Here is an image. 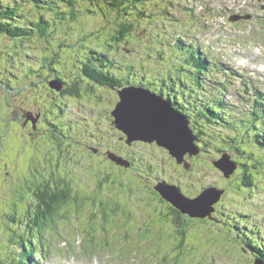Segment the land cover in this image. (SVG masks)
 <instances>
[{
    "label": "rangeland",
    "instance_id": "374dc122",
    "mask_svg": "<svg viewBox=\"0 0 264 264\" xmlns=\"http://www.w3.org/2000/svg\"><path fill=\"white\" fill-rule=\"evenodd\" d=\"M30 1L17 0L20 7L14 17L31 33L15 39L0 34V264L20 263L21 253L28 254V264H255L260 255L245 243L247 235L264 245V190L243 187L241 172L250 169L264 177L263 146L253 141L255 130H264L254 124H264L263 109L257 116L254 113V104L264 105V0H142L146 5L134 8L137 13L144 9L142 18L135 13L121 17L118 11L102 12L100 5L87 8L89 4L79 2L80 15L66 13L64 20L55 10L68 12L66 0H35L33 8ZM59 3L61 7H55ZM91 8L99 12L92 13ZM42 13L49 17V27L29 24L38 21ZM118 18L132 22L136 39L128 35L113 56L123 57L126 66L135 64L136 74L118 69L117 59H108L103 69L110 67L116 73L110 75L107 85L98 83L97 88L96 81L83 72L86 65H100L97 55L88 53L93 50L90 47L101 51L108 46L109 25L116 26ZM180 40L184 48L178 46ZM190 49L227 67L222 71L212 67L207 71L211 76L191 73L192 65L183 66ZM143 73L149 77L142 81L155 88L164 87L160 79L169 73L183 79L169 81L176 89L202 88L201 79L206 87L192 92L190 102H184L188 108L173 102L188 116L200 149L197 154L185 155L189 169L158 144L142 140L128 144L124 132L122 141L106 117L104 103L85 101L89 92L108 101L112 91L119 89L120 93L130 86L147 88L171 100L150 87L128 84L130 80L140 82ZM58 76H63L64 83ZM56 80L65 87L52 88ZM74 86H86L89 92L64 91ZM219 102L225 104L220 107L221 115H215L210 110ZM15 115L22 119L20 126L13 122ZM245 147L257 152L253 156L262 161L260 167H254ZM225 153L238 165L233 178H227L215 164ZM115 156L123 158L125 165L117 164L112 159ZM139 172L149 174L141 177ZM45 181L53 189L61 186L69 190V194L71 189V194L53 213V219H48L47 230H38L39 210L44 211L46 204L39 200L37 186ZM159 181L177 183L189 197L214 184L225 187L226 193L221 196L222 205L215 204L211 217L194 218L179 214L180 210L159 194L155 189ZM102 200L111 203L110 208L102 210ZM103 212L111 216L109 220H116L107 230L102 228ZM28 224L36 232L27 231ZM83 234L95 239L88 241ZM28 239L30 247L24 248ZM41 241L45 257L39 253L38 260L34 254L40 252ZM111 242L115 244L109 245Z\"/></svg>",
    "mask_w": 264,
    "mask_h": 264
},
{
    "label": "trees",
    "instance_id": "16d2710c",
    "mask_svg": "<svg viewBox=\"0 0 264 264\" xmlns=\"http://www.w3.org/2000/svg\"><path fill=\"white\" fill-rule=\"evenodd\" d=\"M13 1H14V3L12 4V0H0V34L10 36V37L15 39L18 37H23V35L30 34L31 29L27 28L28 26H23V25L17 24L16 18L14 17V15L17 16L18 11H19L18 9L20 7L19 6L20 3H18L17 0H13ZM32 1H35V0H31L28 3L30 5V7L33 8L34 3H31ZM66 2L70 7L68 12H65L63 10V8L55 10L56 15L58 14L57 16H59V15L62 16L61 19H63V20L66 19V15H65L66 13H68L69 15L71 14L72 17L80 15L77 12L79 10V8H78L79 2H83L86 5L89 4L87 6V8H89V6L91 4L100 5L102 12L118 11L120 16L123 14L127 15L130 13H135L137 17H141V18H142V16H144V9L141 12L137 13V12H134V8L141 9V7H139L140 4H142V8L146 5V3H144V1L142 2V0H66ZM50 5H51V3H47L46 6H50ZM56 6L61 7V4L59 3ZM91 9H92V13L99 12L98 9H95V8H91ZM136 16L134 15V19L136 18ZM40 17L41 18L38 21H35V20L29 21V24L49 27V25L51 24L49 22V17L45 16V14H43V13L41 14ZM115 24H116V26L109 25V27L112 29L111 30L112 33H111L110 40L107 42V43H109L108 46H106L105 49L101 50V51L94 48V47H90V50L91 49H93V50H91L90 53L87 52L88 55L96 54L97 56H94V57L98 62H100V65H98V64L86 65L84 67V70H83L84 74L88 77V79H92V80L96 81V87L97 88H100L98 83L107 85L108 84L107 81L111 80L110 75L113 73L114 74L116 73V70H114L113 68H110V67H107L108 68L107 70L103 69V67H106V62H108L107 61L108 59H111V60L117 59V64L119 65L117 67L118 69H122L124 72L128 71V72H133L136 74V72L133 71L135 69V64H129L126 66L125 62H121L123 60V57L117 58V57L113 56L114 54H118L120 47L125 45L124 41L127 40L126 37L128 35L132 34L135 37V34H133L131 31L132 22H130L128 19L119 20V18H118V19H115ZM22 27H26V28L22 29ZM19 39H21V38H19ZM135 39H136V37H135ZM180 42H181V44L178 43V46L181 48H184L185 47L184 42L181 40H180ZM84 45H86V44H84ZM86 46L88 47L89 45H86ZM177 55H178V50H177ZM202 55L203 54H201L199 51H197L195 49L188 50V55L186 56V58L183 62V64H184L183 66L192 65L194 68L192 67L191 73H196L199 76H201L202 74H207V71L208 70L210 71V69L212 67L215 69H218L219 71H222L224 69V67H225L224 65H220L214 61H210L208 59L209 57H207L206 55H203V56ZM80 63L84 64L85 62L80 61ZM125 66L128 67V69H124ZM190 68H191V66H190ZM52 70L53 71H59L58 69H52ZM183 71H184V69L182 68L181 74ZM143 74L144 75L140 79V82H132V80H130L129 84L130 85H144V86L150 87L151 89L159 90L161 93H167L168 96L170 97V99L174 102V104L180 105L179 107H181L182 109L188 108L184 102L186 101L187 103H189L190 102L189 99H191V97L193 96V93L206 90V87L204 88V85L201 82L202 81L201 78H200L201 81L200 80H198V81H199V83L202 84V88L194 89L192 87L187 88L186 86H183V87L187 88V90H185L184 88L179 89V86H177V89H176V86H174L175 84H173L171 82L169 83V81L174 80L175 82H177L178 80H181V82H182L183 79H180L178 77L174 78L172 76V73H169L167 75L168 77L166 76V78H164V77L161 79L159 78L162 82H164V87L155 88V87H153L152 84H147V83H149V81L148 82L142 81L143 79L149 77L148 73H143ZM61 77H63V76H58V78H59L58 80L63 82V79ZM63 87H65V85ZM80 90H85V92H86L87 87L86 86H82V87L74 86L72 88H69L68 90L64 89L65 92L69 91V92H73L74 94L79 93ZM171 91H174L175 93L178 92L179 94L176 95V94L172 93ZM220 92H222V91H220ZM223 104H225V102H219V105L216 104L215 106H213V108H212L213 110H210L211 108H209V110L211 112H214L215 115H221L220 114L221 113L220 107ZM254 109H255L254 113L256 114V116L258 115V113L261 112L260 110L263 109V113L261 115V118L263 119L264 118V105L259 104L257 102V104H254ZM257 119H260V118H257ZM254 124L257 125L255 127L256 129L264 127L263 123L257 124L255 122ZM249 128L250 127H248V129ZM250 130H252V129L250 128ZM255 132H256L255 133L256 138L254 137L255 139H253V141L256 143V145L258 147H259V145L263 146L262 150H264V130L263 129H262V131L261 130H255ZM196 133L199 134V132H196ZM244 150H245L244 153L249 154V156L251 157V161H255V163H253L254 167L255 168L260 167L259 163L261 164L262 161H260L259 158L257 159L253 156V155L257 154V152L252 151L251 149H249L247 147H245ZM249 160H248V162H251ZM246 161H247V159H246ZM243 165L245 166L244 167L245 169L248 168V166L245 162H243ZM249 170L250 169H248V172H241V174H242V178H241L242 179V185L243 186L245 185V186H247L253 190L254 189L264 190V185H263L264 177L261 175L256 176L254 173L249 172ZM45 183L46 184L40 183L37 186V188L39 189V195H40L39 200H41L42 202L44 201L46 204L45 207L40 206V207L44 208V211L39 210L40 212L38 215V219L39 220L41 219V220L38 221V225L36 226V228L38 230H45V229L47 230V228L44 225H46V223L48 222V219H50V218L53 219V213H55L56 211L58 212V210H59V208L63 202H66V200L69 201V197L71 194V189H70V194H69V190H66L61 186L53 189L52 187H50L47 184V181H45ZM40 185H43L42 188ZM238 185L241 186L240 184H238ZM209 186H211V185H209ZM212 186H217V185H212ZM64 187H66V186H64ZM102 188H103V185H102ZM223 188L226 190L225 187H223ZM103 202H104V204H103ZM99 205L102 207V210H103L106 208H110L111 203L109 204L108 202L102 200V203L99 202ZM115 205H117L116 202H115ZM177 212L180 214V211L177 210ZM103 213H104V218H105L103 226L106 229V227L109 228L110 224L115 223L116 220H112V221L109 220L108 217L110 215L107 212H103ZM175 219L179 220L180 217L177 216ZM36 228L32 227L28 224L26 229H27V231L36 232ZM182 233H184V231ZM83 235H85V234H83ZM31 237H32V235H31ZM85 238L86 239L88 238V241H93L95 239V236L85 235ZM246 238L248 241L245 244H248L249 246H251L250 248H252L254 251H256L260 255V256L257 255L259 257V260L264 261V245L260 246L258 243H254L247 235H246ZM23 240H24V238H23ZM28 240L31 243L30 239H28ZM63 241L65 242V244L69 243L67 238L63 239ZM114 244H115V242H113V243L111 242L109 245H114ZM39 246H40V253H42V255H45L44 241H41ZM48 247H50V244H48ZM25 248H27V247H25ZM23 254H25V253H23ZM25 255H28V254H25ZM23 260L21 259L22 262H23ZM11 263L12 264L13 263L14 264H21V263H17L14 261H12Z\"/></svg>",
    "mask_w": 264,
    "mask_h": 264
},
{
    "label": "water",
    "instance_id": "95a60500",
    "mask_svg": "<svg viewBox=\"0 0 264 264\" xmlns=\"http://www.w3.org/2000/svg\"><path fill=\"white\" fill-rule=\"evenodd\" d=\"M52 86L57 89L63 87L58 80ZM120 97L113 111L114 124L128 136V144H132L134 140L156 142L167 149L178 163H184L189 169L190 164L185 161V155L190 152L197 154L200 149L195 144L196 136L188 116L175 108L169 99L144 87L125 88L120 92ZM112 159L120 165L126 163L118 156ZM215 164L225 171L227 178L232 176L238 166L228 153L221 160L215 161ZM155 189L182 214L194 218L211 217L216 210L215 204L225 193L219 186H208L196 197H189L176 184L164 181H159Z\"/></svg>",
    "mask_w": 264,
    "mask_h": 264
},
{
    "label": "flooded vegetation",
    "instance_id": "af4514ba",
    "mask_svg": "<svg viewBox=\"0 0 264 264\" xmlns=\"http://www.w3.org/2000/svg\"><path fill=\"white\" fill-rule=\"evenodd\" d=\"M129 84V83H128ZM155 90V89H154ZM112 91V90H111ZM117 91V92H116ZM119 89H116L115 91H112L113 92V95L112 96V99L108 100V101H105L104 99H101L99 95H93L91 92L87 91L86 92H89V96L87 98V100L85 101H93V100H98L100 102H103L105 107H106V117H108L113 125V127H115L117 129V131L120 133V138L122 139V141H125V135L122 133V131H120V129L114 124V116H113V111H114V108H116L115 106H117V103L120 101L121 97H120V93H119ZM155 91H158L159 93V90H155ZM161 93V92H160ZM167 94V93H164V95ZM168 95V94H167ZM113 98H116L115 100ZM15 120H13V122H17L20 126V124H22V119L19 117L18 119L16 118V115L14 117ZM22 128V127H21ZM23 130V129H22ZM24 131V130H23ZM28 134V133H27ZM33 140H36V138L32 137ZM65 138V137H64ZM144 142V141H142ZM34 143H32L30 146H34L33 145ZM52 146H53V143H50ZM150 144H157L156 142H153V143H150ZM133 145V144H132ZM131 146V145H129ZM28 148V147H27ZM130 161L131 162H134L135 163V160H134V157H130ZM44 164L46 165V163L44 162ZM45 170H48V166L45 167ZM46 172V171H44ZM141 174V177H146L148 176V173L146 172H139ZM146 175V176H145Z\"/></svg>",
    "mask_w": 264,
    "mask_h": 264
},
{
    "label": "bare ground",
    "instance_id": "6f19581e",
    "mask_svg": "<svg viewBox=\"0 0 264 264\" xmlns=\"http://www.w3.org/2000/svg\"><path fill=\"white\" fill-rule=\"evenodd\" d=\"M211 75H212V72H208V73H207V76H211ZM215 89H216V87H215ZM207 93H208V91H207ZM156 94H157V93H156ZM222 94H223V93H221V96H222ZM145 173H146V172H145ZM239 174H240V173H239ZM234 175H235V174H234ZM240 176H241V174H240ZM162 177H163V176H162ZM162 177H161V178H162ZM231 177H232V176H231ZM237 177H239V176L237 175ZM241 177H242V176H241ZM225 178H226V177H225ZM232 178H233V177H232ZM166 179H167V178H166ZM230 180H231V179H230ZM237 180H238V178H237ZM179 181H180V180H179ZM240 181H241V180H240ZM169 182H170V181H169ZM241 182H242V181H241ZM144 183H145V182H144ZM175 183H176V182H175ZM227 183H228V182H227ZM147 184H148V183H147ZM176 184H177V183H176ZM212 184H213V183H212ZM238 184H239V183H238ZM179 185H180V184H179ZM214 185H215V184H214ZM225 185H226V184H225ZM241 185H242V184H241ZM211 186H212V185H211ZM182 187H183V186H182ZM236 187H237V186H236ZM243 187H244V186H243ZM204 188H205V187H204ZM221 188H223V186H221ZM225 193H226V192H225ZM225 193H224V194H225ZM109 196H111V195H109ZM222 197H223V196H222ZM224 197L226 198V196H224ZM81 199H82V198H81ZM94 199H96V197H95ZM222 199H223V198H222ZM78 201H79V200H78ZM166 201H167V200H166ZM218 202H219V203H218L219 205H220V203H222V202H220V200H219ZM84 203H85V202H84ZM163 203L165 204L166 202H163ZM103 204H104V202H103ZM67 205H69V204H67ZM165 205H166V204H165ZM221 205H222V204H221ZM221 205H220V206H221ZM217 206H218V205H217ZM63 207H65V206H63ZM176 209H177V208H176ZM90 210H91V209H90ZM175 211H176V210H175ZM67 212H68V211H67ZM69 212H70V211H69ZM69 212H68V213H69ZM245 212H246V211H245ZM245 212H244V213H245ZM62 213H63V212H62ZM62 213H61V214H62ZM247 213H248V212H247ZM65 214H66V213H65ZM181 214H182V213H181ZM69 215H70V214H69ZM238 215H240V214H238ZM61 216H62V215H61ZM61 216H60V217H61ZM94 216H95V214H94ZM105 216H106V215H105ZM175 216H176V215H175ZM182 216H183V215H182ZM243 216H244V215H243ZM60 217H59V218H60ZM62 217L66 218V215H65V216H62ZM62 217H61V218H62ZM188 217H189V216H188ZM252 217H253V216H252ZM256 217H258V216H256ZM256 217H255V218H256ZM61 218H60V219H61ZM207 218H208V217H207ZM246 218H247V217H246ZM66 219H67V218H66ZM66 219H65V221H66ZM243 219H244V218H243ZM251 219H252V218H251ZM256 219H257V218H256ZM61 221H62V220H61ZM63 221H64V220H63ZM69 221H70V220H69ZM104 221H105V219H104ZM250 221H251V220H250ZM67 222H68V221H67ZM77 222H78V221H77ZM252 222H253V221H252ZM259 222H260V221H259ZM63 224H64V223H63ZM73 224H74V223H73ZM120 224H122V223L120 222ZM64 225H66V222H65ZM68 225H70V224H68ZM78 225H79V223H78ZM249 225H250V224H249ZM59 226H60V225H59ZM62 226H63V225H62ZM73 226H74V225H73ZM200 226H201V225H200ZM123 227H124V225H123ZM205 227H206V226H205ZM260 227H261V226H259V228H260ZM58 228H59V227H58ZM69 228H70V226H69ZM102 228H103V230H104V226H102ZM102 228H101V229H102ZM53 229H55V228H53ZM53 229H52V231H53ZM107 229H108V228L106 227V230H107ZM257 229H258V227H257ZM73 230H74V228H73ZM73 230H72V232H73ZM77 230H78V229H77ZM126 230H127V229H126ZM49 231H50V230H49ZM101 231H102V230H101ZM127 231H129V230H127ZM59 232H60V231H59ZM70 232H71V230H70ZM72 232H71V234H72ZM74 232H75V231H74ZM74 232H73V234H74ZM102 232L104 233V231H102ZM109 232H110V231H109ZM52 233H56V232L53 231ZM65 233H67V232H65ZM68 233H69V231H68ZM80 233H81V232H80ZM107 233H108V231H107ZM57 234H58V233H57ZM57 234H56V235H57ZM59 234H62V233H59ZM75 234H76V233H75ZM64 235H65V234H64ZM67 235L69 236V234H67ZM103 235H104V234H103ZM105 235H106V234H105ZM61 236H62V235H61ZM74 236H75V235H74ZM69 237H70V236H69ZM75 237H76V236H75ZM80 237H81V235H80ZM125 237L127 238L128 236H125ZM67 238H68V237H67ZM70 239H71V238H70ZM82 239H83V237H82ZM106 239H107V238H106ZM124 239H125V238H124ZM73 240H75V239H73ZM76 240H77V238H76ZM83 240H84V239H83ZM125 240H126V239H125ZM59 241H60V240H59ZM68 241H69V240H68ZM105 241H106V240H105ZM107 241H109V240H107ZM121 241H122V240H120V242H121ZM126 241H127V240H126ZM85 242H86V241H85ZM63 243H64V242H63ZM69 243H70V242H69ZM69 243H68V244H69ZM73 243H74V242H73ZM75 243H76V242H75ZM82 243H83V242H82ZM126 243H128V242H126ZM128 244H129V243H128ZM28 245H29V244H28ZM85 245H86V244H85ZM85 245H83V247H84ZM124 245H125V244H124ZM23 246H24V245H23ZM33 246H34V245H33ZM66 246H67V243H66ZM73 246H74V244H73ZM29 247H30V246H29ZM71 247H72V246H71ZM85 247H87V246H85ZM85 247H84V248H85ZM125 247H128V246L126 245ZM250 247H251V246H250ZM24 248H25V247H24ZM79 248H80V247H79ZM73 249H75V248L73 247ZM24 250H25V249H24ZM31 250H32V249H31ZM130 250H131V249H130ZM87 251H88V250H87ZM36 252H37V251H36ZM90 252H91V251H90ZM90 252H89V253H90ZM82 253H84V252L82 251ZM35 254H36V253H35ZM35 254H34V255H35ZM87 254H88V253H87ZM130 258H131V257H130ZM158 259H159V258H158ZM201 259H202V258H201ZM19 260H20V259H19ZM30 260H31V259H30ZM129 260H130V259H129ZM164 260H165V259H164ZM158 261H159V260H158ZM18 262H19V261H18ZM13 264H14V263H13ZM69 264H75V263H74V262H71V263H69ZM78 264H82V263H78ZM97 264H101V263L98 262ZM160 264H161V261H160Z\"/></svg>",
    "mask_w": 264,
    "mask_h": 264
}]
</instances>
